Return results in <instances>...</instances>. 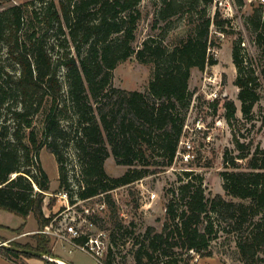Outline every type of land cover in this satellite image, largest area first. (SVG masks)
Here are the masks:
<instances>
[{"label": "trees", "instance_id": "obj_1", "mask_svg": "<svg viewBox=\"0 0 264 264\" xmlns=\"http://www.w3.org/2000/svg\"><path fill=\"white\" fill-rule=\"evenodd\" d=\"M212 1H186L192 8L200 3L204 8L197 12L192 32L176 46L149 37L139 49L134 43L143 0H33L0 12V209L22 218V225L13 230L17 234L24 232L31 214L39 227L36 244L12 241L10 246L60 259L51 237L41 232L53 219L45 213L51 179L41 161L44 148L57 159L60 191L77 193V200L105 195L103 202L112 206L111 191L174 164L194 96L192 70L218 64L210 53L217 45L212 26L231 34V21L219 11L207 16ZM161 3L162 19L184 6L178 0ZM250 23L264 58L260 9ZM243 42L240 37L233 43L235 85L242 113L251 118L261 99V82ZM133 56L154 66L147 91L113 85L114 70ZM214 106L217 111L219 102ZM223 106L227 119L234 120L235 102L224 98ZM70 143L80 162L77 192L71 188L64 152ZM238 149V156L229 159L232 169L220 173L225 196L208 194L202 175L182 171L178 185L166 190L162 230L149 227L142 240L137 238L135 264H193L194 254L214 255L211 244L220 233L235 243L241 264H264V149L257 146L252 152L251 145L241 141ZM110 156L129 170L119 177L108 175L105 163ZM54 204L55 199L47 207ZM115 222L112 242L116 234L129 233ZM86 240L82 236L76 242ZM112 242L103 264H116ZM0 254L16 262L22 257L47 260L5 246H0Z\"/></svg>", "mask_w": 264, "mask_h": 264}, {"label": "rangeland", "instance_id": "obj_2", "mask_svg": "<svg viewBox=\"0 0 264 264\" xmlns=\"http://www.w3.org/2000/svg\"><path fill=\"white\" fill-rule=\"evenodd\" d=\"M27 1L33 0H0V12L14 4ZM34 1L39 2V0ZM55 1L60 2V0ZM178 1L184 2L181 12L169 19H162L159 15L162 0H143L141 4L143 15L139 23L137 39L134 43L137 49L149 37H158L168 46L174 47L192 32L198 17L197 12L201 11L204 5L200 3L197 7L192 8L186 3L187 0ZM257 9L261 10L264 18V4L261 3V0H213L206 7L208 17H214L215 13L219 11L224 18L231 21L229 26L231 34H222L212 26V37L217 45L210 48V53L218 60V64L208 66L203 71L199 69L192 71L190 89L194 94L199 93L198 91L204 82H207L206 77L217 74L218 78L222 80L221 98L219 99L217 112L214 113L209 110L204 98H200L203 96L202 92L199 93L200 97L196 99L192 111V116L195 114L202 116L205 122L213 128V139L208 145L201 143L196 163L185 166L178 162L165 171L148 175L131 185L117 188L110 193L115 205H106L105 203V208L100 209V206L104 203L103 201L106 200L105 195L81 202L77 200V193L71 195L66 190L60 191L57 159L46 148L41 151L43 167L51 179V192L48 193L45 199V213L55 218V225H65V222H68L73 216L80 220L87 215L85 210L90 209L91 215L89 216H91L93 226H85L83 231L95 237L99 236L101 232L104 233V239L109 242L111 247L110 233L115 228L114 223H116L115 221L123 223L128 228L129 233L125 235L122 233L116 234V242H112L115 263L135 264L133 253L137 247L135 244L137 238L142 240L149 227H154L156 231L162 230L166 221L165 206L168 200L165 195L166 190L171 186L178 185V178L183 170L194 171L195 174L202 175L203 184L208 194L215 195L219 193L225 196L220 173L230 170L234 166L231 162L232 159H229L236 158L240 153L238 143L241 141L250 144L252 152L257 146L264 149V76L262 74L264 58L254 43L255 33L253 26L250 25V17ZM156 21H158L157 25ZM240 37L244 40L242 46L245 48L246 54L252 59V66L255 68L261 82L259 87L261 99L255 105L251 118H245L242 113L241 101L238 99L239 88L235 85L237 69L233 63V43ZM153 68L152 63H141L136 56H133L120 63L114 70L113 85L121 89L147 91L153 77ZM224 98L234 101L238 108L236 118L232 121H229L226 117V109L223 106ZM68 115L71 116V113H68ZM41 121V116L36 118V122L40 126ZM217 124L220 125L217 126ZM64 152L67 158L66 166L69 170L71 188L75 190L74 192H77L78 185L76 181L79 177L77 174L80 173V162L72 143L65 147ZM227 158L230 164L226 163ZM237 163L240 168V160ZM105 168L108 175L112 177L122 176L129 170L128 166L118 165L113 156L108 158ZM153 194L156 195L155 198L152 197ZM54 199V206L48 208V203ZM67 202L71 203L73 209L63 213V208H66ZM22 222V218L13 212L0 209V224L17 228ZM35 223L36 221L32 217L28 222V227L31 228ZM38 231L39 227L33 235L23 239H17L18 234L14 231L8 230V235L16 238V240H12L13 242L36 244L35 234ZM0 238L4 239V243L7 245L12 242L8 241V238ZM51 239L54 253L57 251L58 257L66 260L67 263L73 260L78 264H103L92 254L74 248L68 242H62L55 238ZM211 249L214 254L219 255L229 264H241L237 261L235 243L225 238L222 233H220L218 239L212 242ZM194 256L197 257L196 254ZM195 262L194 259L193 264Z\"/></svg>", "mask_w": 264, "mask_h": 264}, {"label": "built area", "instance_id": "obj_3", "mask_svg": "<svg viewBox=\"0 0 264 264\" xmlns=\"http://www.w3.org/2000/svg\"><path fill=\"white\" fill-rule=\"evenodd\" d=\"M261 3L264 4V0H261ZM207 82H204L203 86L199 89V93H203V98L208 105L210 111H215L214 104L216 102L220 103V89L222 80L218 78L217 74H212L205 79ZM199 93L194 94L192 99L191 107L187 113L183 133L179 142L178 150L176 153L174 164L178 162L185 166H190L197 162L198 153L201 146V143L208 145L213 139V128L210 127L209 123H206L202 116L193 115L192 111L194 105L196 104V99H198ZM220 124H217V126ZM172 165V166H173ZM66 199L68 200V195L66 194ZM153 198L156 197L155 194L152 195ZM92 199V198H91ZM87 199V200H91ZM87 200H80L81 202ZM66 208H63V213L73 209L71 203L67 202ZM105 208V203H102L100 209ZM86 216L77 220L73 216L68 222H65V225L57 226L55 225V218L52 219V222L47 225L44 230L41 232L49 235L51 238H55L62 242H68L74 248L86 251L92 254L97 260L103 262L106 258L109 249V242L105 240V234L100 233L99 236L95 237L94 235L84 232L83 228L85 226L92 227L93 222L90 219L91 211L86 209ZM63 226V227H62ZM86 236L87 240L84 244H78L76 239ZM200 257L197 255L195 261Z\"/></svg>", "mask_w": 264, "mask_h": 264}, {"label": "crops", "instance_id": "obj_4", "mask_svg": "<svg viewBox=\"0 0 264 264\" xmlns=\"http://www.w3.org/2000/svg\"><path fill=\"white\" fill-rule=\"evenodd\" d=\"M195 69L196 68H194L193 70H195ZM190 82H191V79H190ZM32 217L34 218V216L32 214L28 217L27 225L25 227L26 229L24 232L18 234L17 239L28 238V236L33 235V233L38 229V223H37L35 218L34 219H35L36 223L34 224V226H32L31 228L28 227V222H29V220H31ZM0 226L2 227V228H0V237L8 238V241L16 240L15 237L13 238L12 236L8 235V233H9L8 230L13 231V230L19 228L20 226L17 228L7 227L3 224H0ZM5 228H7V229H5ZM55 253L58 256L57 251ZM51 261L57 262V263H59L58 261H63V262H65V264H67V261L64 259L47 258V260H46V259H41V258H36V257H32V258L22 257V258L18 259L16 262V261L9 260L0 254V264H53V263H51ZM69 263L70 264H78L73 260L69 261ZM59 264H61V263H59ZM194 264H229V262L222 259L219 255L214 254L210 257L199 258Z\"/></svg>", "mask_w": 264, "mask_h": 264}, {"label": "water", "instance_id": "obj_5", "mask_svg": "<svg viewBox=\"0 0 264 264\" xmlns=\"http://www.w3.org/2000/svg\"><path fill=\"white\" fill-rule=\"evenodd\" d=\"M0 246H5V247H9L13 250H16V251H19V252H23V253H28V254H31V255H34V256H37V257H42V258H51L47 255H44L42 253H38V252H35V251H32V250H27V249H18L16 247H13V246H10V245H7L6 243L0 241ZM53 259V258H51ZM67 264H70V263H67Z\"/></svg>", "mask_w": 264, "mask_h": 264}, {"label": "bare ground", "instance_id": "obj_6", "mask_svg": "<svg viewBox=\"0 0 264 264\" xmlns=\"http://www.w3.org/2000/svg\"><path fill=\"white\" fill-rule=\"evenodd\" d=\"M59 263H61V264H65V262H63V261H58Z\"/></svg>", "mask_w": 264, "mask_h": 264}]
</instances>
